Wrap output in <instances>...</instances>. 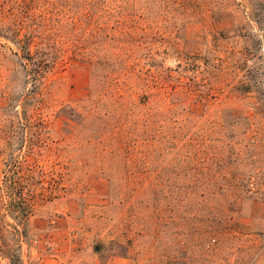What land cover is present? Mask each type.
I'll list each match as a JSON object with an SVG mask.
<instances>
[{
	"label": "rangeland",
	"instance_id": "374dc122",
	"mask_svg": "<svg viewBox=\"0 0 264 264\" xmlns=\"http://www.w3.org/2000/svg\"><path fill=\"white\" fill-rule=\"evenodd\" d=\"M0 264H264V0H0Z\"/></svg>",
	"mask_w": 264,
	"mask_h": 264
},
{
	"label": "trees",
	"instance_id": "16d2710c",
	"mask_svg": "<svg viewBox=\"0 0 264 264\" xmlns=\"http://www.w3.org/2000/svg\"><path fill=\"white\" fill-rule=\"evenodd\" d=\"M51 63H53V62H51ZM53 64H54V63H53ZM31 66L34 67V66H35V63H33Z\"/></svg>",
	"mask_w": 264,
	"mask_h": 264
}]
</instances>
